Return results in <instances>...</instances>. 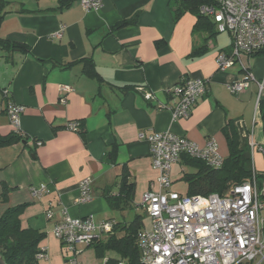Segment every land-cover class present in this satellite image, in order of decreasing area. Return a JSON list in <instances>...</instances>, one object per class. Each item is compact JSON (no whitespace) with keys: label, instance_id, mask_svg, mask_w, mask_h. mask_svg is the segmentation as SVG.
<instances>
[{"label":"crops","instance_id":"0c3cea01","mask_svg":"<svg viewBox=\"0 0 264 264\" xmlns=\"http://www.w3.org/2000/svg\"><path fill=\"white\" fill-rule=\"evenodd\" d=\"M61 1L0 0V39L27 47H0V106L14 102L24 107L20 129L28 139L0 148V195L3 183L9 187L0 216L8 207L27 205L22 226L45 234L40 248L47 256L38 264H66L71 256L53 234L64 209L73 218L92 215L97 223L115 225L132 220L123 215L118 222L114 212L124 214L135 206L148 216L142 197L158 189L160 173L142 135L170 131L200 147L212 140L225 160L230 155L225 128L233 122L249 146L251 139L264 145V107L259 106L264 53L242 56L256 80L234 96L228 85L244 76L241 66L222 71L216 63L219 53L231 50L232 38L218 36L213 22L189 15L190 10L176 20L180 0H101L97 11L85 10L81 0L59 9ZM126 20L132 22L117 27ZM84 59L92 61L96 76L85 73ZM183 79H204L208 91L188 119L174 121L161 106L171 104L168 91ZM147 93L154 98L146 99ZM70 123H77L78 130L68 129ZM15 131L8 116L0 114V135ZM180 164L186 166L181 159L172 168L174 192ZM124 177L134 184L132 193L123 187ZM86 179L92 182V201L80 204V184ZM41 185H48L50 193L33 197L31 188ZM142 230H149L145 221ZM108 236L92 246L79 245V261L96 264L83 255L90 247L97 255L95 246ZM109 252L104 264L118 258Z\"/></svg>","mask_w":264,"mask_h":264},{"label":"built area","instance_id":"2783aa9c","mask_svg":"<svg viewBox=\"0 0 264 264\" xmlns=\"http://www.w3.org/2000/svg\"><path fill=\"white\" fill-rule=\"evenodd\" d=\"M81 5L87 11L102 8L101 0H81ZM198 13L210 19L218 33L231 35V50L219 53L216 63L222 71L236 64L241 66L244 76L228 85L232 95H241L256 80L243 64L242 56L264 52V0H212L211 4L200 6ZM207 91L206 80L183 79L168 91L171 104L161 107L172 113L174 121L188 119ZM145 97L154 98L152 93ZM23 112L24 107L14 102H9L6 108L0 106V114L8 116L18 134H21ZM68 129L76 131L78 124L70 123ZM142 137L149 142L152 165L160 173L158 189L142 197V206L152 221V228L140 231L137 237L142 264H264V201L261 198L264 186H258L256 174L250 181L233 187L226 197L215 193L184 196L171 190L173 165L187 156L212 169L222 168L224 158L215 141L200 147L170 131ZM249 143L252 153L258 150L264 155V145L252 139ZM91 185L89 179L80 184L78 203L92 201ZM31 193L42 198L50 193V188L48 185L32 187ZM48 218H53V212L48 213ZM113 231L111 221L97 223L92 215L73 218L64 209L53 234L72 255L66 264H82L77 258V247L92 246L102 235H111ZM46 256L47 251L42 248L37 259Z\"/></svg>","mask_w":264,"mask_h":264},{"label":"trees","instance_id":"16d2710c","mask_svg":"<svg viewBox=\"0 0 264 264\" xmlns=\"http://www.w3.org/2000/svg\"><path fill=\"white\" fill-rule=\"evenodd\" d=\"M72 1L75 0H62L59 9L70 7ZM180 1L182 2V8L176 10V20L179 19L184 10H192L196 12L199 19H202L204 17L198 13L200 6L212 3V0ZM3 6V3L0 2V23L4 19ZM131 22L128 20L123 21L117 27L127 26ZM0 47L8 50L27 49L25 46L2 39H0ZM82 62L85 64V73L90 76H96L92 61L90 59H84ZM259 106L263 108L264 101H260ZM225 134L230 155L224 160L222 168L212 169L200 160H195L187 156L182 157L184 164L193 166L198 170L196 173L184 174L182 177L188 185V196H207L215 193L221 197H226L233 187L250 181L253 178L255 169L248 139L241 135V131L233 122L227 124ZM27 140L24 135L16 132L7 136L0 135V148L20 142L22 143ZM256 181L258 186L262 188L264 186V175L256 174ZM122 184L124 188L129 189V193H132L134 184H129L127 177H124ZM8 198L9 187L3 183L0 205L6 204ZM261 198L264 201V195ZM26 207V204L8 207L0 216V258L5 264H38L37 255L41 251L40 243L45 238V234L22 226L21 216ZM143 227L144 217L139 214L128 224H114L113 234L95 246L97 255L103 257L106 251L117 254L118 258L109 259L107 264H119L121 261L127 264H142L137 237Z\"/></svg>","mask_w":264,"mask_h":264},{"label":"rangeland","instance_id":"374dc122","mask_svg":"<svg viewBox=\"0 0 264 264\" xmlns=\"http://www.w3.org/2000/svg\"><path fill=\"white\" fill-rule=\"evenodd\" d=\"M187 13L191 16H194V14L196 12L190 10ZM207 20L211 21L210 19H207ZM218 36H220L222 38H226V39L232 38L229 33H220ZM253 161H254V169H255L256 173L259 175H264V155L261 152H259L258 150H256L255 153H253ZM180 168H181V171H180L179 175H177L178 180L174 184V190L181 193V194L186 195L187 194V183H186V180L180 179V177L184 176V174H192L196 170L193 166H190V165L185 166V165L180 164L179 169ZM137 214H140L144 217V221L147 225V229L150 230L152 228L151 219L148 218L146 213L141 208L138 209L137 206H135L132 210L127 209L124 214L121 212H114L112 214V217L115 218L116 221L122 222L123 221V215L124 216L126 215V217H125L126 220L128 222H130L131 220L134 219V217ZM107 256L116 257V254L109 252V253H107ZM83 257L90 258L96 264H104V257H99L98 255H96L93 247L88 248L87 252L84 253Z\"/></svg>","mask_w":264,"mask_h":264},{"label":"water","instance_id":"95a60500","mask_svg":"<svg viewBox=\"0 0 264 264\" xmlns=\"http://www.w3.org/2000/svg\"><path fill=\"white\" fill-rule=\"evenodd\" d=\"M23 143L26 144V142H23ZM0 264H5L1 258H0Z\"/></svg>","mask_w":264,"mask_h":264}]
</instances>
